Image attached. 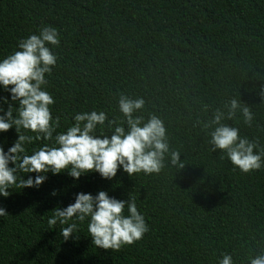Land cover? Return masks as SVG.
Returning a JSON list of instances; mask_svg holds the SVG:
<instances>
[{"label": "trees", "instance_id": "obj_1", "mask_svg": "<svg viewBox=\"0 0 264 264\" xmlns=\"http://www.w3.org/2000/svg\"><path fill=\"white\" fill-rule=\"evenodd\" d=\"M45 25L60 33V45H48L58 60L46 86L57 133L91 111L127 128L123 94L144 99L135 116L164 122L170 152L159 174L129 176L121 167L111 180H76L49 172L39 188L13 187L0 196L8 213L0 216V264H220L225 254L250 264L264 254V166L242 172L213 150L215 125L204 127L238 99L251 125L239 112L223 122L264 150V0H0V62ZM4 97L0 85V104ZM111 133L107 123L96 132ZM17 138L15 128L0 133V146L7 152ZM44 143L52 142L27 144V153ZM172 151L183 167L171 163ZM101 190L135 198L150 228L140 241L117 252L93 245L87 221L68 240L60 234L67 225L49 228L55 208Z\"/></svg>", "mask_w": 264, "mask_h": 264}, {"label": "clouds", "instance_id": "obj_2", "mask_svg": "<svg viewBox=\"0 0 264 264\" xmlns=\"http://www.w3.org/2000/svg\"><path fill=\"white\" fill-rule=\"evenodd\" d=\"M48 45L59 46L60 33L57 28L45 25L38 34L19 40L18 50L0 62V85L11 97L10 100L3 98L7 109L0 104V133L15 128L18 134L7 152L0 146V196L9 197L13 187L39 188L48 179L49 172L53 175L67 172L76 180L90 173H99L102 178L111 180L121 167L129 176L159 174L170 152L167 129L155 114L146 122L143 117L134 115L144 108L143 98L120 95L119 111L127 128L123 123L109 120L103 111H91L76 113L74 123L66 131L57 133L60 117L53 118L50 106L55 100L46 86L47 76L57 65L58 57ZM225 107L227 112L217 109L212 120L204 125L206 129L215 125L209 143L213 150L226 153L242 172L260 169L264 166V150L257 152L256 142L241 137L238 128L223 122L232 120L239 112L244 123L251 125V109L235 98ZM106 123L112 129L111 135H97L98 127ZM34 141L52 143H44L28 154L26 145ZM170 155L173 165L184 166L178 151ZM29 173L37 175L24 179V174ZM6 215L7 211L0 208V216ZM86 221L93 245L117 252L140 241L150 230L145 216L138 211L135 198L120 200L103 190L95 196L78 193L74 203L55 208L47 222L49 228L67 225L60 228V234L68 240L80 231L79 224ZM220 264H233L232 257L225 254ZM250 264H264V254L250 257Z\"/></svg>", "mask_w": 264, "mask_h": 264}]
</instances>
